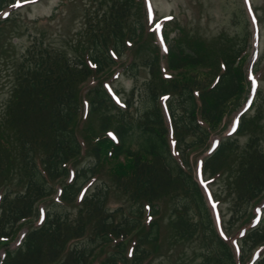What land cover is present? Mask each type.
<instances>
[{
  "label": "trees",
  "instance_id": "trees-1",
  "mask_svg": "<svg viewBox=\"0 0 264 264\" xmlns=\"http://www.w3.org/2000/svg\"><path fill=\"white\" fill-rule=\"evenodd\" d=\"M69 2L64 0L47 19L27 24L36 30L58 27ZM15 3L0 0V16ZM75 4L81 6V17L74 21L73 33L59 36L64 47L52 44L42 32L30 37V45L11 68L9 98L0 113V251L4 253L0 264H93L104 248L112 250L99 264H149L171 253L178 258L176 264L180 260L194 264L190 260L194 255L195 264L250 260L264 246V219L251 226L250 217L252 206L264 196L259 98L240 115L235 136L220 142L201 166L209 180L225 178L234 198L228 230L251 226L239 240L238 262L214 226L187 157L194 149L204 151L226 115L238 113L248 101L243 64L250 32L236 44L219 37L218 48H213L186 35L178 25L171 36L166 31L169 23L164 24L165 54L161 56L159 46L153 44L142 64L131 60L124 68L133 76L140 68L148 71L151 79L143 97L134 106L131 91L132 101L118 108L98 79L134 44L142 48L154 37L144 0ZM10 16L0 19L1 54L3 37L15 23ZM86 83L91 86L85 93ZM82 98L90 119L83 139L95 138L88 144L94 162L70 174L72 163L83 153L77 134ZM163 98L165 112L160 105ZM251 108L253 115L248 114ZM110 109L114 114L106 113ZM92 121L94 127L89 126ZM241 139H245L242 147ZM170 141L181 160L174 156ZM99 168L107 169L127 208H108L110 188L105 183L84 194L73 213L70 208ZM56 184L57 202L44 209L41 224L34 226L39 204L56 194ZM22 225L27 230L21 244L14 250L10 244L2 245L11 243ZM132 238V248L127 249ZM185 250L190 259L183 258ZM254 264H264V257Z\"/></svg>",
  "mask_w": 264,
  "mask_h": 264
},
{
  "label": "rangeland",
  "instance_id": "rangeland-1",
  "mask_svg": "<svg viewBox=\"0 0 264 264\" xmlns=\"http://www.w3.org/2000/svg\"><path fill=\"white\" fill-rule=\"evenodd\" d=\"M85 1L86 0H82V2ZM62 2H64V0H16V3L9 9L8 14H11L10 17L14 18L15 23L10 33L6 32V35L3 37L2 46L4 47V54L0 53V113L9 98L12 84L11 68L15 67V63L20 59L21 54L30 45L32 41L30 37L33 38V36L35 37L43 32V35L46 36L52 44L56 43V45L58 44L64 47L59 36L64 37L74 32L73 27L76 26L74 21H79L81 17V6L75 3H81V0H70V5L67 11H64L63 20L58 27L52 24L53 29L44 30V25L40 24L43 28H41V30H36L33 24H27L32 21L47 19L52 15L54 9L60 6ZM144 5L145 9H148L149 17L147 18L152 25L151 31L154 32V37L151 38L152 40H146L148 41L147 43L151 42L150 46L146 43L142 48H137L138 46L134 44L133 47L127 50L122 59L116 61L114 67L110 71L106 72L98 79L104 83L105 88L116 103V106L121 108L123 104H127L128 101L131 102L132 100L129 96L131 91H134L135 94L134 106H137V103L143 97L147 84L146 82L151 79L148 75V71L140 68L135 76H133L129 72L125 73L124 68L131 60H135L138 63L142 58L148 57L150 55L148 47L152 49L154 46L153 44L160 46L164 51L160 35L164 23H169L166 27V31L167 33L169 32L171 36H174L175 25H178L183 28L186 35L190 37L196 36V38L204 41L207 46H215L213 48H218L216 45L220 43L219 37L223 36V42L227 44H230V42L236 44L241 37H245L248 30L251 34L250 47L244 57L245 63L243 65L249 88V101L248 103L246 102L247 104L244 105V108L240 112H246L245 110L248 109L254 98H259L258 102L261 101L260 104L263 105L261 143L264 149V0H144ZM3 17L4 16H0V19H3ZM13 30H15V32ZM55 38L56 41H54ZM163 54L164 52L160 55L163 56ZM140 63L142 64L141 61ZM161 65V70L163 72V62ZM83 86L82 89H85L86 93L91 83H86ZM82 96L84 97V94ZM165 99L166 98H163L160 102L164 112ZM82 107L83 109L77 123V134L82 143L83 153L72 163L70 174L78 169L91 166L94 162L88 148L95 138L87 137L83 139L84 130L87 128L88 121L90 120L87 116V105L84 98H82ZM252 108L250 110L251 112H248L249 115L255 113ZM106 113L114 114V110L110 109ZM239 115L240 113L234 112H229L226 115L219 129L212 134L204 151L194 149L187 153L191 171L202 189L212 215L214 226L218 234L233 249L237 262L240 257V238L251 226L257 225L264 219V196L252 206L250 227H246V229L237 227L233 231L228 230L227 226L231 217V208L233 207L232 202L234 198L232 195L228 194L229 189L227 182H224L225 178L209 180L208 176L202 174L201 163L203 159L207 158V156L217 148L220 142L235 136V130H233V128H236ZM95 125L96 123L94 121L89 124V126L92 127ZM89 142L91 143L89 144ZM244 142L245 139L240 140L241 147L245 144ZM170 146L174 156L178 161L181 160V158L177 156L172 141H170ZM108 175L106 168H99L97 172H95L94 179L85 186L82 194H91L94 190L101 189V187L107 183L106 186L110 188L108 208L112 211L118 207L126 209L128 206L127 200L114 188ZM58 186L59 184H56V194H54L52 198L42 201L39 204L40 217L32 221L31 224L34 226H38L41 223L44 209H46V207H53L57 202L59 192ZM76 203V205L70 208L73 213L77 211L78 202ZM164 227L166 228L165 237L169 239L171 236L168 224ZM20 228L21 231L11 243L3 242L2 245L10 244V248L15 249L24 238L27 230L25 225H22ZM133 241L134 239L132 238L126 242L127 249L130 247L132 248ZM111 250V248H104L98 252L93 264L101 263L106 255L111 253ZM168 255L169 257H167ZM168 255L165 257L160 255L149 264H176L178 258H175V254L171 253ZM3 257V250H1L0 258L2 259ZM186 257L190 259L192 255L188 256V251L185 250L183 258L185 259ZM263 257L264 246L257 249L253 253L252 258L250 260H245L242 264H254V262L263 259ZM190 260L194 264L198 261L196 255ZM179 264H182L181 260Z\"/></svg>",
  "mask_w": 264,
  "mask_h": 264
},
{
  "label": "snow or ice",
  "instance_id": "snow-or-ice-1",
  "mask_svg": "<svg viewBox=\"0 0 264 264\" xmlns=\"http://www.w3.org/2000/svg\"><path fill=\"white\" fill-rule=\"evenodd\" d=\"M233 130H235V129L233 128Z\"/></svg>",
  "mask_w": 264,
  "mask_h": 264
}]
</instances>
